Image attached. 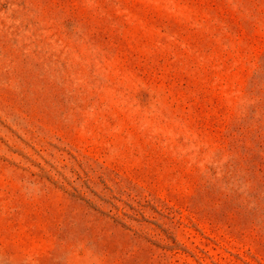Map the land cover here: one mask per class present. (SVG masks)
<instances>
[{"label": "rangeland", "instance_id": "1", "mask_svg": "<svg viewBox=\"0 0 264 264\" xmlns=\"http://www.w3.org/2000/svg\"><path fill=\"white\" fill-rule=\"evenodd\" d=\"M0 264H264V0H0Z\"/></svg>", "mask_w": 264, "mask_h": 264}]
</instances>
